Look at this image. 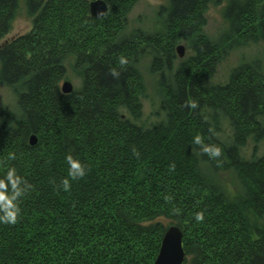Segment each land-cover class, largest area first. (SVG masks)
Returning <instances> with one entry per match:
<instances>
[{"label":"trees","instance_id":"16d2710c","mask_svg":"<svg viewBox=\"0 0 264 264\" xmlns=\"http://www.w3.org/2000/svg\"><path fill=\"white\" fill-rule=\"evenodd\" d=\"M23 1L32 28L2 42L19 0H0V83L22 112L16 120L0 109V176L10 164L31 188L17 222L0 223V264H152L170 225L183 234L182 264H264V150L255 153L264 143V56L225 83L211 81L229 42L264 41V0L227 1L225 43L202 31L207 7L219 0H167L165 32L137 39L124 30L138 0L108 1L99 18L89 0ZM180 40L194 53L173 70ZM146 50L151 70L169 76L162 115L150 126L141 122L138 67ZM69 59L82 84L64 94ZM196 135L220 155L204 153ZM68 154L86 166L84 177H68ZM226 172L233 191L219 181Z\"/></svg>","mask_w":264,"mask_h":264},{"label":"rangeland","instance_id":"374dc122","mask_svg":"<svg viewBox=\"0 0 264 264\" xmlns=\"http://www.w3.org/2000/svg\"><path fill=\"white\" fill-rule=\"evenodd\" d=\"M90 1L92 0H89V2ZM227 1L228 0H219L217 3L209 4L205 13L206 22L202 27V31L209 38L219 40L221 43H225L224 40L228 37L227 31H229L227 22L223 17V9ZM165 6H167V0H138L126 16L127 24L124 33L133 37L132 39H137V36L165 32V14L164 10H162V7ZM32 24V17L28 15L24 1L19 0L15 16L11 23V28L1 41H7L13 37L27 33L32 28ZM229 43V52L222 56V60L216 66L214 76L211 80L213 83H225L229 79L230 74L240 65L262 59L264 56V41L262 40L242 44L236 41ZM191 44V42L185 40H180L174 44V57H172L173 61L170 63L173 70L180 61L192 56L194 47H192ZM178 45L184 46V54L182 57H180L176 51ZM222 46L224 47L227 45ZM160 55L164 56L162 53ZM140 56L138 67L145 84L144 96L142 97L143 113L141 122L146 126H150L162 115L163 111L161 105L164 99V85L169 83V76L167 69L163 70L162 76L160 71L151 70L150 62L152 58L148 50L143 51ZM65 67L66 74L60 82V89L65 80L71 83L72 91L79 89L82 84V76L79 68L74 65L72 59L65 62ZM0 109L11 112L16 120L20 119L22 116V112L17 103V97L12 88L2 83H0ZM226 122L222 124V134L224 136L230 134V129ZM253 146V143L248 140L247 144L243 147V153L247 156L252 154ZM263 150L264 143H260L255 152L256 155H260ZM219 181L222 184L225 182L226 186L229 187L231 191L235 190L236 184L230 173H223Z\"/></svg>","mask_w":264,"mask_h":264},{"label":"clouds","instance_id":"9594fccd","mask_svg":"<svg viewBox=\"0 0 264 264\" xmlns=\"http://www.w3.org/2000/svg\"><path fill=\"white\" fill-rule=\"evenodd\" d=\"M119 63L124 65L127 63V58L120 56ZM113 75H118V73L113 70ZM189 107H197L196 101H191ZM194 143L201 145V149L204 153L208 154L210 157H218L220 155V149L214 145L204 144L202 137L196 135L194 138ZM135 153V149H133ZM138 154V153H136ZM16 154L9 153L7 160H15ZM68 165V177L71 180H77L86 175V166L78 159L74 158L71 154L65 157ZM171 167L174 168V165ZM61 186L64 191H69L71 188V183L68 178L61 181ZM31 188V184L20 174H18L15 166L6 164L3 175L0 176V223L3 224H15L20 215L21 209L19 206L20 200ZM196 221L203 220V213L196 212L194 214Z\"/></svg>","mask_w":264,"mask_h":264},{"label":"water","instance_id":"95a60500","mask_svg":"<svg viewBox=\"0 0 264 264\" xmlns=\"http://www.w3.org/2000/svg\"><path fill=\"white\" fill-rule=\"evenodd\" d=\"M108 1L111 0H92L89 2V14L94 18H99L104 15L108 9ZM176 51L180 57L184 54V46L178 45ZM61 91L68 94L72 91V85L69 81H63ZM29 144L37 143L35 134L29 137ZM182 231L176 225H170L165 230L158 253L152 264H182L185 258V252L182 247Z\"/></svg>","mask_w":264,"mask_h":264}]
</instances>
